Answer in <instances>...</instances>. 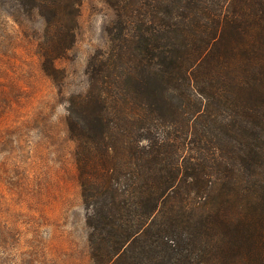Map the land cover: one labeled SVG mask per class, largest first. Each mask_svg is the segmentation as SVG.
<instances>
[{"label": "trees", "instance_id": "16d2710c", "mask_svg": "<svg viewBox=\"0 0 264 264\" xmlns=\"http://www.w3.org/2000/svg\"><path fill=\"white\" fill-rule=\"evenodd\" d=\"M103 1L66 97L83 0H0V53L64 99L90 264H264V0Z\"/></svg>", "mask_w": 264, "mask_h": 264}, {"label": "rangeland", "instance_id": "374dc122", "mask_svg": "<svg viewBox=\"0 0 264 264\" xmlns=\"http://www.w3.org/2000/svg\"><path fill=\"white\" fill-rule=\"evenodd\" d=\"M112 15L103 0H83L76 45L59 63L66 97L85 89L86 62L105 46ZM13 31L0 23V41L13 43ZM10 49L0 53V264H90L64 99L30 49Z\"/></svg>", "mask_w": 264, "mask_h": 264}]
</instances>
